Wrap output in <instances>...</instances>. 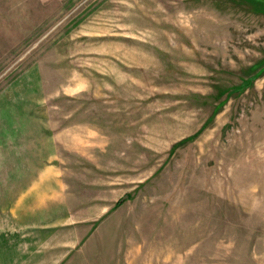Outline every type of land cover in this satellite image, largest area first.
<instances>
[{
	"label": "rangeland",
	"instance_id": "rangeland-1",
	"mask_svg": "<svg viewBox=\"0 0 264 264\" xmlns=\"http://www.w3.org/2000/svg\"><path fill=\"white\" fill-rule=\"evenodd\" d=\"M0 264H264V0H0Z\"/></svg>",
	"mask_w": 264,
	"mask_h": 264
},
{
	"label": "crops",
	"instance_id": "crops-1",
	"mask_svg": "<svg viewBox=\"0 0 264 264\" xmlns=\"http://www.w3.org/2000/svg\"><path fill=\"white\" fill-rule=\"evenodd\" d=\"M26 149V146H23ZM27 150V149H26ZM17 161L15 164V175L22 176L24 173L32 175L29 179L28 184L24 187L20 186V182L17 184L16 189L19 190V193L16 195L14 207L16 208V218L20 217V214H23V207L27 206L31 210V205L35 204L38 200L39 203L45 204L46 199L48 198V188L49 186L44 185L47 182H50L52 176L56 174L57 168L52 165H44L42 168L37 164L29 161V156H23L20 154V151L17 152ZM42 199V200H39ZM19 209V210H18ZM13 210H11L12 212ZM32 211V210H31Z\"/></svg>",
	"mask_w": 264,
	"mask_h": 264
},
{
	"label": "trees",
	"instance_id": "trees-1",
	"mask_svg": "<svg viewBox=\"0 0 264 264\" xmlns=\"http://www.w3.org/2000/svg\"><path fill=\"white\" fill-rule=\"evenodd\" d=\"M122 203V201H119L118 204Z\"/></svg>",
	"mask_w": 264,
	"mask_h": 264
},
{
	"label": "water",
	"instance_id": "water-1",
	"mask_svg": "<svg viewBox=\"0 0 264 264\" xmlns=\"http://www.w3.org/2000/svg\"><path fill=\"white\" fill-rule=\"evenodd\" d=\"M127 198V197H126Z\"/></svg>",
	"mask_w": 264,
	"mask_h": 264
}]
</instances>
